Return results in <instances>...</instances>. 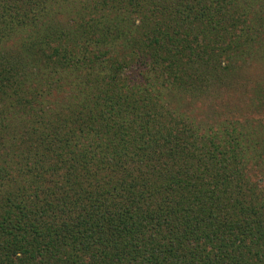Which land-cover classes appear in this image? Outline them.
Wrapping results in <instances>:
<instances>
[{"label": "trees", "instance_id": "16d2710c", "mask_svg": "<svg viewBox=\"0 0 264 264\" xmlns=\"http://www.w3.org/2000/svg\"><path fill=\"white\" fill-rule=\"evenodd\" d=\"M212 52L264 64V0H0V264H264V123L168 109Z\"/></svg>", "mask_w": 264, "mask_h": 264}, {"label": "rangeland", "instance_id": "374dc122", "mask_svg": "<svg viewBox=\"0 0 264 264\" xmlns=\"http://www.w3.org/2000/svg\"><path fill=\"white\" fill-rule=\"evenodd\" d=\"M84 1L88 2V0ZM65 19L61 17L62 22ZM214 47V51H221V45ZM213 52L207 56L213 71L212 73L210 70L211 81L192 91L182 90L178 95V101L174 104L176 105L174 109L173 104L168 109L181 112L188 118L191 129L198 131L201 136L215 133L220 135L222 128L230 130L238 123L243 125L242 127L246 126V123L251 124V121L264 123V111L258 107L256 102L258 91H255L257 85L264 83V64H252L244 73L232 72V66H226L230 59H225L226 56L213 57L220 55V53L213 55ZM221 52V56L228 54L224 50ZM197 53L201 54V51ZM64 88L66 89L61 92L52 93V98L56 101L67 99L70 95L68 91L70 87ZM254 99L255 102H252ZM259 195L261 197L264 195V176L260 180Z\"/></svg>", "mask_w": 264, "mask_h": 264}]
</instances>
